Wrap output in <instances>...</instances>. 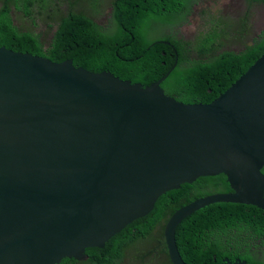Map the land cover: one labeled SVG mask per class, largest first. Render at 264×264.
I'll return each mask as SVG.
<instances>
[{
    "label": "water",
    "instance_id": "obj_1",
    "mask_svg": "<svg viewBox=\"0 0 264 264\" xmlns=\"http://www.w3.org/2000/svg\"><path fill=\"white\" fill-rule=\"evenodd\" d=\"M173 69L144 87L0 46V264L86 259L201 176L225 174L232 191L171 216L173 264H188L176 230L195 211L218 202L264 210V54L207 104L166 94Z\"/></svg>",
    "mask_w": 264,
    "mask_h": 264
},
{
    "label": "trees",
    "instance_id": "obj_2",
    "mask_svg": "<svg viewBox=\"0 0 264 264\" xmlns=\"http://www.w3.org/2000/svg\"><path fill=\"white\" fill-rule=\"evenodd\" d=\"M249 6L264 0H245ZM74 0L70 4L76 7ZM36 3L47 12L51 0H0V46L47 57L55 62L73 60L77 67L94 72L110 71L123 80L144 87L165 76L166 94L185 103H210L229 89L264 54V25L239 50L223 49L229 25L212 26L194 40L176 28L190 21L191 6L184 0H112L111 19L102 24L83 10L47 14L56 26L47 42L45 32L16 23L14 10L30 18ZM169 23L164 33L146 32L147 21ZM151 20V21H152ZM250 20L243 16L242 36L251 33ZM150 25V24H149ZM148 25V26H149ZM172 26V27H171ZM176 26V27H174ZM264 172V168L262 169ZM225 174L201 176L192 183L162 194L147 215L127 225L105 247L86 249L88 258H64L59 264H173L165 239V227L182 206L207 195L230 192ZM176 240L188 264H225L240 259L264 264V210L252 204L218 202L185 217L177 227ZM152 241L150 247L146 242ZM140 245L136 253L131 248ZM146 248V249H144Z\"/></svg>",
    "mask_w": 264,
    "mask_h": 264
},
{
    "label": "rangeland",
    "instance_id": "obj_3",
    "mask_svg": "<svg viewBox=\"0 0 264 264\" xmlns=\"http://www.w3.org/2000/svg\"><path fill=\"white\" fill-rule=\"evenodd\" d=\"M74 0H51L50 6L47 12L41 9L40 4L36 3L33 8V18L38 25L32 26L31 20L25 17L22 11L14 10V17L16 23L22 27L26 24L30 25L31 28L37 32H45V40L48 42L54 29L48 28L47 23L51 22L48 18V12L57 11L58 13L65 14L68 10H83L89 15L92 13V5L94 0H80L81 3L76 5V7L70 6ZM100 6L97 8V13L93 16L102 24H107L111 19V2L112 0H99ZM187 6H191L192 15L190 16V21L186 24L178 26L176 29L183 33V36L188 40H194L196 37L203 32H208L212 26L223 27L224 24L229 25V32L232 33L229 37L224 39L225 46L223 49H234L239 50L243 47L244 43L250 42L251 37L259 32L264 25V4H254L249 6L245 0H184ZM243 16H248L250 20L249 29L251 33H247L246 36H242L239 30L240 23ZM152 20V19H151ZM149 20L147 21L146 32L151 33L152 36L156 35V32L164 33L168 30L169 23H165L159 20ZM150 24V25H149ZM149 25V26H148ZM172 27V26H171ZM176 27V26H174ZM152 241L146 242L147 247H150ZM144 248V249H146ZM141 248L140 245L131 248L132 253H136ZM161 262L158 260L157 264Z\"/></svg>",
    "mask_w": 264,
    "mask_h": 264
},
{
    "label": "flooded vegetation",
    "instance_id": "obj_4",
    "mask_svg": "<svg viewBox=\"0 0 264 264\" xmlns=\"http://www.w3.org/2000/svg\"><path fill=\"white\" fill-rule=\"evenodd\" d=\"M193 1V3H194V0H191V2ZM263 257H264V254H263Z\"/></svg>",
    "mask_w": 264,
    "mask_h": 264
},
{
    "label": "clouds",
    "instance_id": "obj_5",
    "mask_svg": "<svg viewBox=\"0 0 264 264\" xmlns=\"http://www.w3.org/2000/svg\"><path fill=\"white\" fill-rule=\"evenodd\" d=\"M259 208V207H258Z\"/></svg>",
    "mask_w": 264,
    "mask_h": 264
}]
</instances>
